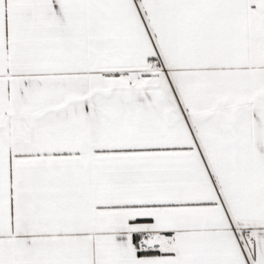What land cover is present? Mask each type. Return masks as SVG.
Returning a JSON list of instances; mask_svg holds the SVG:
<instances>
[{"label": "snow or ice", "instance_id": "obj_1", "mask_svg": "<svg viewBox=\"0 0 264 264\" xmlns=\"http://www.w3.org/2000/svg\"><path fill=\"white\" fill-rule=\"evenodd\" d=\"M0 264H264V0H0Z\"/></svg>", "mask_w": 264, "mask_h": 264}]
</instances>
